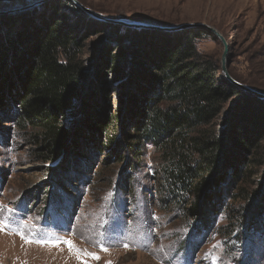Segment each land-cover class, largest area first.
Listing matches in <instances>:
<instances>
[{"label": "rangeland", "instance_id": "rangeland-1", "mask_svg": "<svg viewBox=\"0 0 264 264\" xmlns=\"http://www.w3.org/2000/svg\"><path fill=\"white\" fill-rule=\"evenodd\" d=\"M30 1L0 0V8ZM55 8L84 27L80 51L87 80L80 89L82 97L74 100V114L68 111L63 118L70 134L53 160H38L43 143L35 131L17 121L14 108L0 118V221L4 223L0 264H264V138L260 149L247 147L244 156H238L250 160L239 177L221 185L220 193L216 185L208 190L214 209L207 214L208 225L198 231L199 222L160 186V152L152 143L144 144L137 155L116 147L111 153L93 147L98 142L96 130L86 122L88 114L120 109L122 117L136 118L145 111L140 91L147 85L137 75L144 68L155 71L147 58L145 65L136 62L138 51L158 52L186 30L134 27L112 20L202 24L189 28L198 60L225 77L223 65L233 80L264 91V0H47L0 15V42L11 29L35 33ZM99 25L103 30L97 34ZM203 25L214 28L223 40ZM106 46L109 51L126 50L118 72L100 65ZM11 65L10 61L7 67ZM248 93L261 102L264 118V98ZM231 105L230 99L217 114L218 129L230 122ZM75 140L79 149L71 152ZM231 144L227 136L225 151L237 154ZM124 156H138L137 164L125 163ZM222 164L223 160L217 172ZM75 166L77 171L68 175ZM254 222L257 229L249 226Z\"/></svg>", "mask_w": 264, "mask_h": 264}, {"label": "trees", "instance_id": "trees-1", "mask_svg": "<svg viewBox=\"0 0 264 264\" xmlns=\"http://www.w3.org/2000/svg\"><path fill=\"white\" fill-rule=\"evenodd\" d=\"M48 16L35 33L11 29L5 44L0 42V118L9 115V107L15 109L17 121L35 131L43 143L38 152L42 162L55 159L66 146L70 129L63 118L74 108V100L82 97L80 89L87 80L80 51L81 37L86 33H82L83 25L56 8ZM102 30L99 25L94 32ZM192 32L186 29L175 34L158 52L142 49L139 56L136 54V62L145 65L143 60L147 58L155 71L152 74L153 70L144 68V73L137 75L147 85V90L140 91L145 111L141 110L136 118L122 117L120 109L99 116L88 114L86 122L96 130L94 138L98 142L93 147L109 151L116 147L137 155L144 144L152 143L160 152V186L199 222L196 229L200 231L208 225L207 214L213 213L209 205L213 196L208 190L216 185V193H220L221 185L226 187L242 174L250 160L238 156H244L247 147H262L264 118L259 111L261 102L255 96L198 60ZM125 51L121 47L109 51L106 46L100 65L118 72ZM10 61L12 65L7 67ZM230 99V122H223L218 129L216 116ZM227 136L237 154L225 151ZM77 142L71 144V152L78 151ZM113 157L117 156L108 159ZM123 158L131 166L137 164L138 156ZM222 160L223 167L217 172ZM78 168L75 166L76 170L68 175ZM55 177L59 183L65 179L64 175L61 181ZM216 199L221 201L220 197ZM249 226L257 229L255 222Z\"/></svg>", "mask_w": 264, "mask_h": 264}, {"label": "water", "instance_id": "water-1", "mask_svg": "<svg viewBox=\"0 0 264 264\" xmlns=\"http://www.w3.org/2000/svg\"><path fill=\"white\" fill-rule=\"evenodd\" d=\"M45 1H47V0H32V1L28 2V3L22 4L21 6L0 8V15L8 14V13H14V12H17V11H23V10L32 8V7H34V6L38 5V4H41V3L45 2ZM84 10L87 11L88 13H90L91 15H96L94 12L89 11L88 9L84 8ZM104 20H107V19L104 18ZM112 21L123 23L124 25H127V26L156 28V29H161V30L189 29V28H192V27H196V26L202 25V24H195V23H184V24L172 25L171 26V25L148 24V23L139 22V21H129V22L128 21H124V20H117V21L116 20H112ZM203 26L209 28L212 32H214L217 36H219V38H221V40H223L222 36L214 28L208 27V26H205V25H203ZM226 51H227L226 44H224V52H223V56H222L223 58L226 55ZM223 58H222V60H223ZM222 71H223L225 77L227 78V80L229 82H231L233 85H235L236 87H238V88H240V89H242L244 91L251 92L252 94L257 95L259 97L264 98V91H261V90H258V89L252 88V87L245 86V85L240 84L239 82L233 80L232 78H230V76L226 72L225 67L223 65H222ZM71 111H69V112H71ZM72 112H71V114H74V111H72Z\"/></svg>", "mask_w": 264, "mask_h": 264}, {"label": "snow or ice", "instance_id": "snow-or-ice-1", "mask_svg": "<svg viewBox=\"0 0 264 264\" xmlns=\"http://www.w3.org/2000/svg\"><path fill=\"white\" fill-rule=\"evenodd\" d=\"M4 226V223H3V221H0V228H2ZM21 235H24L23 233H20ZM28 242H31V241H28ZM38 243H59L60 241L59 240H56V241H51V240H49V241H44V240H39V241H37ZM64 243H66L70 248L71 247H74V245L72 244V242L71 241H69V240H65V241H63ZM125 247H127V245H125ZM87 255H90V256H92L93 258H95V259H99V257L98 256H96L94 253H87Z\"/></svg>", "mask_w": 264, "mask_h": 264}]
</instances>
